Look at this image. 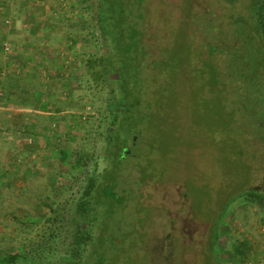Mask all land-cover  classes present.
<instances>
[{
    "label": "rangeland",
    "instance_id": "rangeland-1",
    "mask_svg": "<svg viewBox=\"0 0 264 264\" xmlns=\"http://www.w3.org/2000/svg\"><path fill=\"white\" fill-rule=\"evenodd\" d=\"M23 2L30 8L19 13L20 23L10 28L2 20L1 47L14 49L9 58L0 53L1 65L21 64L19 47L42 34L29 28L47 25L55 47L45 49L55 56L47 66L81 70L76 81L71 71L53 75V92L41 102L52 114L38 120L36 167L0 179V256L19 255L18 264L34 256L36 264H77L76 256L86 264H264V86L258 40L247 26L249 0H149L152 63L139 66L149 76L136 79L141 137L134 156L117 158L114 170L106 151L118 112L117 74L95 85L85 66L109 51L96 1ZM32 9L42 23L22 24ZM19 131L12 137L23 140L28 131ZM23 151L15 164L26 162ZM106 172L114 200L84 209V192L92 183L93 200L99 197Z\"/></svg>",
    "mask_w": 264,
    "mask_h": 264
},
{
    "label": "trees",
    "instance_id": "trees-1",
    "mask_svg": "<svg viewBox=\"0 0 264 264\" xmlns=\"http://www.w3.org/2000/svg\"><path fill=\"white\" fill-rule=\"evenodd\" d=\"M79 1V0H78ZM96 1L97 25L100 33L107 36L109 40V51L107 55L92 56L86 60L85 66L90 76L91 81L97 85L100 82H105L112 73L117 74V80L113 81L112 89L119 91L113 95L115 99V107L118 112H112L115 121L114 127L107 133V154L111 157L112 168L114 170L117 165V158L126 156L132 157V146L137 145L140 140V130H138V115L144 109L142 106V98H139V90L136 84L140 83L136 79H144L149 76L148 72H143L139 66H145L144 63H152L149 57L147 47L148 36L146 31L144 13L148 7L149 0H94ZM233 0H228L232 2ZM82 4H90L88 0H81ZM249 24L247 25L256 39L258 40L257 61L261 62L262 76L260 78L261 85L264 86V0H249ZM91 13V12H89ZM95 23V24H96ZM147 32V33H146ZM75 41V40H74ZM73 43V40H72ZM74 42L73 44H75ZM162 76L167 75L166 71L160 72ZM110 79V78H109ZM136 111V118L134 112ZM120 112V114H119ZM115 158V159H114ZM105 173L96 188V193L99 197L93 200L95 186L90 183L89 187L84 192V200L82 206L84 209H91V205H95L103 200H114V192L104 180ZM93 187V188H92ZM255 197H254V196ZM252 198H259L256 190H253ZM95 250L94 255L98 253ZM82 247L78 246L76 251L80 254ZM35 257L30 260L31 264H36ZM19 255H4L0 256V264H18ZM77 264H86L85 259L78 260ZM90 263V262H89ZM21 264V263H20ZM64 264H69L64 262ZM94 264H102L101 260L95 261Z\"/></svg>",
    "mask_w": 264,
    "mask_h": 264
},
{
    "label": "crops",
    "instance_id": "crops-1",
    "mask_svg": "<svg viewBox=\"0 0 264 264\" xmlns=\"http://www.w3.org/2000/svg\"><path fill=\"white\" fill-rule=\"evenodd\" d=\"M23 1L24 0H0V26L3 25L4 20L8 19L11 20H9L10 23L8 24V27L10 28L12 25L20 23L18 21L19 13L26 12L30 8V5ZM33 5L37 4L33 3ZM38 12L39 11L37 9L30 10L31 15L33 14V16H24L26 19L20 20L21 23L25 25L29 22L40 25L42 22H40L39 19L43 17L38 14ZM12 13H15L16 15L14 16ZM20 18L23 17L20 16ZM17 27L21 28L19 24ZM27 29L28 28H24L20 31H24L26 33ZM29 29L32 32H36V30H38L37 32H42V34H36V36H40L38 39L23 43L19 47L21 48L22 56L21 59H17L15 62H21V64L17 65L11 63L9 66H2L0 63V91L2 93L0 115L6 117L3 122H0V135L2 134L3 137H6V139H3L2 141L0 140V176H2L0 179L2 181L7 179V176L4 174L15 173L16 175H19L28 173L29 170L33 168L32 166L36 167L37 165V156L42 152L39 148L42 144V137L36 134V131H43L42 128L38 127V120L39 118H43V115L52 114L49 110V106V108L41 107V102L47 104L45 97L48 96L49 93L51 94L53 92V90H51L52 85L50 84L56 83L53 81V78H55L53 75L57 74V78L62 79L59 75H61L64 70H67L65 73L66 75L69 71H71L73 75L72 79L76 81L79 79V73L81 70V66H47L48 61L51 62L55 59V56L50 54L52 52L51 50L55 49L53 46L54 43L52 41L48 42L49 36L52 35L51 29L47 25H43L42 31H40V28L35 25ZM10 31H12L11 33L14 32L12 29H10ZM33 37H35V35H33ZM64 38L65 37L59 38V43L57 44L59 47L63 46L62 40H64ZM1 40L2 38L0 37V41ZM69 42L71 43V41ZM1 45L2 44L0 43V53L2 55ZM76 45L77 44H73L71 49H76ZM46 48H48L51 52L44 53ZM60 49L61 48L58 49V52ZM67 51L69 53L68 49H66V52ZM42 52L43 54H41ZM58 52L53 53H56L57 55ZM60 55L63 54L61 53ZM65 58L61 57L60 60H64ZM22 61L24 65L22 64ZM32 64L34 66H32ZM50 72L52 74L46 76V74ZM62 83L63 82L58 85L61 86L63 85ZM70 87L75 91V87ZM61 109L63 111L62 113L67 111L64 108ZM49 119L51 120L52 117H49ZM20 126H22L24 133L28 131V135L25 136L29 137H25L23 140L12 137L13 134L16 133L22 135L19 131ZM34 127H36V130L33 129ZM33 139L34 144L31 145ZM39 139L41 141H38ZM37 145H39V147ZM22 150H24L22 155L24 156V159H26V162L22 165H17L15 164V159L17 158L15 154L17 155L21 153ZM31 157H34L32 161ZM17 160H19V158ZM34 163H36V165H34ZM26 168L28 169L27 171Z\"/></svg>",
    "mask_w": 264,
    "mask_h": 264
},
{
    "label": "built area",
    "instance_id": "built-area-1",
    "mask_svg": "<svg viewBox=\"0 0 264 264\" xmlns=\"http://www.w3.org/2000/svg\"><path fill=\"white\" fill-rule=\"evenodd\" d=\"M5 23L8 25L10 22L8 20H5ZM14 46L10 43H5L2 48V54H4L5 58H9L13 54ZM1 99H2V93L0 91V106H1ZM31 141V140H30Z\"/></svg>",
    "mask_w": 264,
    "mask_h": 264
}]
</instances>
